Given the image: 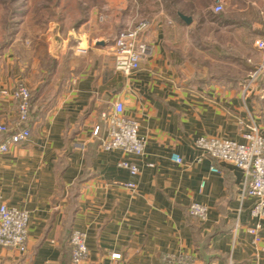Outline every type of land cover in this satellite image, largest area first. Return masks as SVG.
Wrapping results in <instances>:
<instances>
[{
  "label": "crops",
  "instance_id": "1",
  "mask_svg": "<svg viewBox=\"0 0 264 264\" xmlns=\"http://www.w3.org/2000/svg\"><path fill=\"white\" fill-rule=\"evenodd\" d=\"M223 1L221 13L213 0L59 2L44 32L18 39L19 31L0 49V91L23 82L31 92L30 138L0 154V203L28 212L27 247L0 246V264H72L73 229L86 234L80 264H167L178 254L189 264H264V221L259 242L246 232L253 198L243 170L193 145L201 135L240 140L249 121L264 135V73L251 77L264 62L255 44L264 0ZM136 14L148 23L149 49L123 75L113 38ZM116 99L139 124L142 155L105 151L93 135L97 125L105 134ZM15 119V100L0 93V124L11 131ZM122 159L138 173L118 167ZM192 202L208 208L204 221L188 214Z\"/></svg>",
  "mask_w": 264,
  "mask_h": 264
},
{
  "label": "built area",
  "instance_id": "2",
  "mask_svg": "<svg viewBox=\"0 0 264 264\" xmlns=\"http://www.w3.org/2000/svg\"><path fill=\"white\" fill-rule=\"evenodd\" d=\"M223 9V0H215L212 10L219 13ZM131 23L120 27L113 38V66L123 75H128L140 69V63L148 52L149 46L142 39L148 23L145 18L135 15ZM256 47L264 54V39L256 41ZM264 73V62L251 71V77ZM2 95L11 96L16 102V119L14 129L9 130L4 124H0V133H7L0 141V154L8 152L9 147L27 141L30 138V130L26 126L30 114V89L23 82H17L11 89L0 91ZM100 127L93 129V135L99 140V146L105 151L121 150L135 156L142 155L145 147V137L139 131L136 119L125 114L124 103L116 99L112 110L106 118L105 134L99 135ZM194 147L201 157L229 163L241 168L245 176L244 194L253 198L249 209V215L254 220L247 226L246 232L252 241L261 240L260 231L264 221V135L259 125L249 121L244 123L241 139L235 140L228 137H215L201 135L194 139ZM171 159L180 162L177 154H172ZM117 166L126 169L131 176L138 173V167L131 161L119 160ZM210 170L219 172V169L211 166ZM203 184V183H202ZM134 188L132 181L124 184ZM187 212L190 216L204 221L208 208L200 203L192 202L188 205ZM29 214L26 210L0 203V246L14 249L21 253L26 251L28 239ZM68 243L70 246V261L72 264H80L87 257L86 234L83 231L73 229L70 232ZM111 257L118 258L114 253ZM163 260L167 264H189L190 257L184 254L165 255Z\"/></svg>",
  "mask_w": 264,
  "mask_h": 264
},
{
  "label": "rangeland",
  "instance_id": "3",
  "mask_svg": "<svg viewBox=\"0 0 264 264\" xmlns=\"http://www.w3.org/2000/svg\"><path fill=\"white\" fill-rule=\"evenodd\" d=\"M64 1L69 0H0V49L7 48L10 43L14 42L19 31L21 34H19L20 37L18 35V39L22 36L29 38L31 33L36 31L44 32L47 20L53 13L50 12V9L54 4L59 2L61 4ZM82 1L104 3L106 0H70L74 6ZM40 5L45 8L39 9ZM223 11L224 6L221 12ZM22 39L20 41L27 45H33L35 42L31 39H28L27 42L24 38ZM38 43L42 44V41L39 40Z\"/></svg>",
  "mask_w": 264,
  "mask_h": 264
},
{
  "label": "water",
  "instance_id": "4",
  "mask_svg": "<svg viewBox=\"0 0 264 264\" xmlns=\"http://www.w3.org/2000/svg\"><path fill=\"white\" fill-rule=\"evenodd\" d=\"M179 17L186 23H190L191 21V18L189 16L179 14ZM98 44H102V41H99Z\"/></svg>",
  "mask_w": 264,
  "mask_h": 264
},
{
  "label": "trees",
  "instance_id": "5",
  "mask_svg": "<svg viewBox=\"0 0 264 264\" xmlns=\"http://www.w3.org/2000/svg\"><path fill=\"white\" fill-rule=\"evenodd\" d=\"M30 97H31V92H30ZM30 100H31V98H30ZM70 235V234H69Z\"/></svg>",
  "mask_w": 264,
  "mask_h": 264
}]
</instances>
